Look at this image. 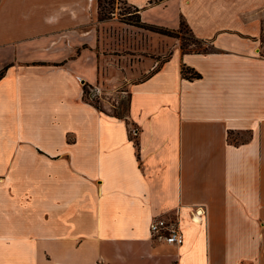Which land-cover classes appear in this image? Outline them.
<instances>
[{"label":"crops","instance_id":"0c3cea01","mask_svg":"<svg viewBox=\"0 0 264 264\" xmlns=\"http://www.w3.org/2000/svg\"><path fill=\"white\" fill-rule=\"evenodd\" d=\"M125 2L210 51L134 32L147 75L121 118L83 85L135 56L111 53L127 27L98 0H0V264H264V43L245 20L264 0ZM158 216L182 245L151 237Z\"/></svg>","mask_w":264,"mask_h":264},{"label":"rangeland","instance_id":"374dc122","mask_svg":"<svg viewBox=\"0 0 264 264\" xmlns=\"http://www.w3.org/2000/svg\"><path fill=\"white\" fill-rule=\"evenodd\" d=\"M98 11L99 18L108 20L114 18L119 22L121 27H127V43L122 52L115 51L111 52L119 56L122 53L135 55L130 56L128 60L124 58H115L113 76L107 79L105 71L102 73L101 86L98 85L96 89H88L89 93L87 95V101H91L95 106H97L101 111L108 112L115 117L124 118L127 113V101H128V91L130 90L132 82H138L145 78L147 73L143 71V68L138 65V61L141 60L138 54L143 53L137 44V38L134 32H139L138 29L142 28V24L136 15L135 10L129 6L125 0H110L105 2L104 0H98ZM252 17L246 18L251 24L257 25L262 29L261 39L264 43V8L252 12ZM147 30V29H145ZM149 31V30H148ZM160 35V34H159ZM165 36V35H162ZM177 36V35H176ZM157 37V36H156ZM169 37V36H166ZM174 38V37H171ZM178 41V44L183 53L188 52H203L205 50H210L207 44H203L201 40H198L193 36L188 29L182 27L178 36L174 38ZM168 39L165 37L156 38L155 44L158 45V41H162L161 44H165ZM171 50V49H170ZM169 55V50L165 52L164 58ZM192 73L188 72L187 77H192ZM109 77V76H108ZM113 80V81H112ZM132 137H137V131L132 128ZM232 139V137H231ZM154 238V237H153ZM155 239V238H154ZM157 240V239H155ZM158 241V240H157ZM160 242V241H158Z\"/></svg>","mask_w":264,"mask_h":264},{"label":"built area","instance_id":"2783aa9c","mask_svg":"<svg viewBox=\"0 0 264 264\" xmlns=\"http://www.w3.org/2000/svg\"><path fill=\"white\" fill-rule=\"evenodd\" d=\"M149 233L151 237L166 244L180 246L184 242V236L178 222L163 216L151 219Z\"/></svg>","mask_w":264,"mask_h":264},{"label":"trees","instance_id":"16d2710c","mask_svg":"<svg viewBox=\"0 0 264 264\" xmlns=\"http://www.w3.org/2000/svg\"><path fill=\"white\" fill-rule=\"evenodd\" d=\"M104 1H105V2H109L110 0H104ZM136 15H137V14H136ZM137 16H138V15H137ZM138 18H139V16H138ZM101 20H104V18L101 19ZM139 21H140V19H139ZM141 24H142V23H141ZM141 27H142V28H145V29H147V30H150V31H152V32L158 33V34H160V35H165V36L174 37V38H176V37L178 36V34H179V32L181 31L182 27H185L186 29H188V31H190V33H192L191 30L189 29V27H188L184 22H181V23H180V27H179V29L176 30V31H171V30H167V29H164V28H161V27H156V26H148V25H145V24H142ZM176 35H177V36H176ZM193 36H194V35H193ZM202 43L204 44V42H202ZM207 49H210V48H207ZM209 51H210V50H205V49H204L203 52H195V53H207V52H209ZM188 72H191V73H192V75H193L192 77H193V78H199V77H200V75H199L198 73L194 72L192 69H189V68H186V67H183V68H182V75H183L185 78H187ZM2 76H3V72L0 73V78H1ZM88 89H93V87H92L91 85H89V84H84V85H83V100H84L86 103L95 106L90 100L87 101V95H88V93H89ZM95 107L98 108L97 106H95ZM98 109H99V108H98ZM99 110H100V109H99Z\"/></svg>","mask_w":264,"mask_h":264}]
</instances>
